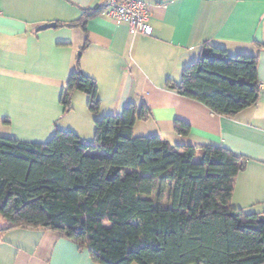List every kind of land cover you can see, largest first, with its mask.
Masks as SVG:
<instances>
[{
    "label": "trees",
    "instance_id": "16d2710c",
    "mask_svg": "<svg viewBox=\"0 0 264 264\" xmlns=\"http://www.w3.org/2000/svg\"><path fill=\"white\" fill-rule=\"evenodd\" d=\"M105 7L85 8L59 26L85 28ZM168 85L225 116L256 104L263 90L257 55L210 44ZM77 90L98 113L97 81L79 67L63 90L66 110ZM149 110L129 103L121 116L97 118L92 142L60 128L46 142L0 135V237L11 228L56 230L92 248L100 264H264L260 213L231 204L248 158L222 146L135 135ZM190 128L176 119L179 134Z\"/></svg>",
    "mask_w": 264,
    "mask_h": 264
},
{
    "label": "crops",
    "instance_id": "0c3cea01",
    "mask_svg": "<svg viewBox=\"0 0 264 264\" xmlns=\"http://www.w3.org/2000/svg\"><path fill=\"white\" fill-rule=\"evenodd\" d=\"M105 1L0 0V135L46 142L60 128L92 142L97 118L121 116L127 104L146 103L148 117L136 120L135 135H159L181 147L217 145L246 156L231 204L263 214L264 0H144L151 35L132 34L126 22L105 13L88 19L85 28L59 26ZM48 22L56 26L38 30ZM205 44L258 56L263 90L256 104L225 116L169 87ZM78 67L97 81L96 114L82 91L73 93L71 109L61 102ZM176 119L190 124L188 134L175 131ZM0 264L100 263L89 247L56 230L11 228L0 237Z\"/></svg>",
    "mask_w": 264,
    "mask_h": 264
},
{
    "label": "built area",
    "instance_id": "2783aa9c",
    "mask_svg": "<svg viewBox=\"0 0 264 264\" xmlns=\"http://www.w3.org/2000/svg\"><path fill=\"white\" fill-rule=\"evenodd\" d=\"M103 11L118 22H126L132 34L151 35V14L144 0H106Z\"/></svg>",
    "mask_w": 264,
    "mask_h": 264
},
{
    "label": "water",
    "instance_id": "95a60500",
    "mask_svg": "<svg viewBox=\"0 0 264 264\" xmlns=\"http://www.w3.org/2000/svg\"><path fill=\"white\" fill-rule=\"evenodd\" d=\"M55 26H56V22H48V23H44L40 25L38 27V30H43V29H47L49 27H55ZM259 221L264 223V214H260ZM90 250H92V248H90Z\"/></svg>",
    "mask_w": 264,
    "mask_h": 264
},
{
    "label": "rangeland",
    "instance_id": "374dc122",
    "mask_svg": "<svg viewBox=\"0 0 264 264\" xmlns=\"http://www.w3.org/2000/svg\"><path fill=\"white\" fill-rule=\"evenodd\" d=\"M77 103L79 104V99H78V98H77V100H76V104H77ZM133 264H137V263H133Z\"/></svg>",
    "mask_w": 264,
    "mask_h": 264
}]
</instances>
